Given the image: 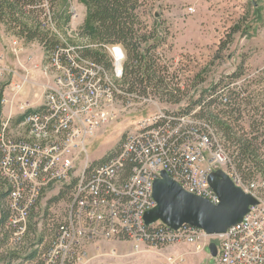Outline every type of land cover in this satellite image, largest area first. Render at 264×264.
I'll list each match as a JSON object with an SVG mask.
<instances>
[{
  "label": "built area",
  "instance_id": "1",
  "mask_svg": "<svg viewBox=\"0 0 264 264\" xmlns=\"http://www.w3.org/2000/svg\"><path fill=\"white\" fill-rule=\"evenodd\" d=\"M72 12L74 19L81 15L76 6ZM46 15L51 19L50 11ZM82 24L74 29L80 30ZM97 46H74L66 39L58 42L52 61L43 68L44 75L52 80L45 84L40 115L24 122L27 136L11 137L8 123L0 131V175L16 178L7 201L9 244H25L30 234L27 222H31L45 189L69 179L81 165L66 215L42 247V255L28 264H85L89 244L101 240L128 241L136 248L157 249L190 244L201 253L213 239L218 246L213 264H264V195L256 180L244 182L229 174L258 203L225 233L209 235L188 224L174 229L161 220L150 224L145 221V213L157 204L153 184L162 170L172 178L180 176L183 188L184 182L193 183V190L187 191L214 204L220 202L209 175L217 168L232 166V161L210 125L195 112L159 110L137 130L127 132L125 142L104 163H90L88 144L117 116L120 99L141 96L137 91L130 92L122 82L127 59L123 46L103 45L111 67L87 54V49ZM19 49L15 48L16 52ZM29 82L26 75L16 88ZM27 106V102H18L20 111L27 112ZM166 258L170 264L186 261L184 255L170 254Z\"/></svg>",
  "mask_w": 264,
  "mask_h": 264
},
{
  "label": "rangeland",
  "instance_id": "2",
  "mask_svg": "<svg viewBox=\"0 0 264 264\" xmlns=\"http://www.w3.org/2000/svg\"><path fill=\"white\" fill-rule=\"evenodd\" d=\"M41 4L38 6L43 16L41 19L48 22L47 26L58 42L62 36L69 42L80 43L78 30L74 28L86 18L84 2L43 0ZM73 6L81 14L78 19L73 18ZM49 11L51 19L46 15ZM138 13L140 24L136 27L139 33L148 36V42H142L141 47L152 46L149 55L157 63L156 75L160 73L164 76L167 86L150 87L146 93L137 91L141 96H123L119 101L117 116L103 125L88 144L90 163H100L113 155L119 150L127 132L137 130L159 110L195 112L198 116L212 93L210 89L220 83L219 91L228 85L229 89L241 94V115L233 123L239 134L245 128V131H250V137L260 136L256 140L261 153L260 168L239 170L222 132L205 118L202 119L210 125L216 140L232 161V166L225 167V171L244 182L258 181L264 195V0H140ZM15 48L21 49L16 52ZM104 48L97 46L91 49L104 53L103 62L111 67ZM48 52L39 42L19 38L0 23V91L3 90L0 121L1 129L8 123L7 132L11 137L27 136V126L21 118L26 110L20 111L18 108L9 119L8 104L3 100L17 94L19 103H29L27 109L42 106L33 108L44 103L45 84L52 80L51 76L43 73L49 59ZM28 53H36L38 57L29 60V63H20L19 59L23 60ZM234 73H239V78L232 77ZM26 75H29L30 82L16 88ZM171 91H174V96L170 95ZM224 93L227 95L228 91L224 90ZM201 96L204 102L195 105L194 102ZM77 170L68 180L45 189L31 214V231L24 245L13 242L10 245L6 223L0 226V264H22L36 254L35 250H42L48 244L58 222L66 215L81 165ZM7 188V180L0 175V217L3 209L7 210L8 198L2 197ZM134 245L133 242L111 240L91 243L85 264H170L166 258L170 254L184 255L186 261L182 264L215 262V257L210 256L209 247L204 252L196 253L190 244L164 249L142 245L136 248Z\"/></svg>",
  "mask_w": 264,
  "mask_h": 264
},
{
  "label": "trees",
  "instance_id": "3",
  "mask_svg": "<svg viewBox=\"0 0 264 264\" xmlns=\"http://www.w3.org/2000/svg\"><path fill=\"white\" fill-rule=\"evenodd\" d=\"M87 7L86 18L80 29V36L86 38L89 44H121L126 51L127 59L124 66V78L130 92H147L150 87L167 86V82L162 75H156L157 63L152 58L150 49L152 46L141 47L142 42H148V36L139 33L136 27L140 24L138 13L140 0H82ZM43 0H0V23L6 25L9 30L19 38L26 41H37L49 52L56 46L58 40L54 33L48 28L43 16L38 10ZM49 18V17H48ZM102 49V48H100ZM48 52V53H49ZM87 54L92 55L97 60H104V53L99 49H87ZM160 71V70H159ZM239 78V73L231 75ZM220 83L215 85L210 92L209 99L203 104L199 117L205 118L211 125H214L220 132L225 142L229 144V149L237 162V167L241 171H250L252 168L259 169L260 148L257 143L259 135L251 136L250 131L239 134L235 118L241 115L240 92L224 87L228 94L219 91ZM219 92V93H218ZM174 96V91L169 92ZM3 90L0 91V117L3 110L1 103ZM180 99H177L179 101ZM202 96L194 104L204 102ZM29 109L25 115L32 112ZM25 115L21 118L24 119ZM255 128L254 123L251 124ZM1 129V121H0ZM251 129V130H252ZM257 131V130H254ZM253 131V132H254ZM1 155V151H0ZM105 161V160H104ZM103 162V161H101ZM9 188L2 193V197L8 198ZM8 219V209H3L0 217V226L4 225Z\"/></svg>",
  "mask_w": 264,
  "mask_h": 264
},
{
  "label": "water",
  "instance_id": "4",
  "mask_svg": "<svg viewBox=\"0 0 264 264\" xmlns=\"http://www.w3.org/2000/svg\"><path fill=\"white\" fill-rule=\"evenodd\" d=\"M209 182L220 197L218 204L185 190L166 170H162L153 184L157 204L145 213L146 223L161 220L174 229L188 224L203 229L209 235H218L241 222L250 206L258 203V199L236 185L223 168L212 171ZM208 247L210 255L216 257L217 243L211 241Z\"/></svg>",
  "mask_w": 264,
  "mask_h": 264
},
{
  "label": "bare ground",
  "instance_id": "5",
  "mask_svg": "<svg viewBox=\"0 0 264 264\" xmlns=\"http://www.w3.org/2000/svg\"><path fill=\"white\" fill-rule=\"evenodd\" d=\"M55 30V29H54ZM79 33V34H78ZM78 33H77V35H78V37H79V39H80V43H73L74 44V46H85V45H90L89 44V42L87 41L86 42V38H83V37H81V36H79L80 35V30H78ZM57 35V34H56ZM61 38L62 39H65L64 37H62L61 36ZM81 40H82V42H81ZM53 51H54V48L48 53V62H51L52 61V59H53ZM123 78H124V75H122V81H123ZM32 115H40V108L39 109H34L32 112H29V113H27L26 115H25V118L23 119V123L26 121V120H30V119H32ZM123 142H125V139L124 140H122V143H121V145L123 144ZM105 161H103V162H100V163H104ZM6 180H7V182H8V184L10 185V186H16V178H10V176H8V175H2ZM173 179L174 180H176L178 183H180V176H173ZM66 180H68V179H65V181ZM184 189L185 190H193V183H191V182H184ZM30 231H31V222H27V232H29L30 233ZM13 243H15V244H17V245H20L21 246V244L22 243H20V242H13ZM19 246V247H20ZM35 252H36V254L33 256V255H31V256H33V257H30V258H28V259H26L22 264H28L30 261H32V260H34V259H36V258H39V256L40 255H42V250L41 249H37V250H35Z\"/></svg>",
  "mask_w": 264,
  "mask_h": 264
},
{
  "label": "crops",
  "instance_id": "6",
  "mask_svg": "<svg viewBox=\"0 0 264 264\" xmlns=\"http://www.w3.org/2000/svg\"><path fill=\"white\" fill-rule=\"evenodd\" d=\"M25 49L27 50V52H29V48H27L26 46H25ZM43 50V49H42ZM43 52V51H42ZM36 56L38 57V54H36V53H31L30 55H29V53H28V55H25V57L23 58V60H21V59H19L20 60V63L22 62V61H24V63H29V60L30 61H33L35 58H36ZM23 63V62H22ZM27 67L29 66V64H27L26 65ZM27 70L29 71V67L27 68ZM24 87H25V85H24ZM23 87V88H24ZM19 97H17V94L16 95H14L13 97H8V98H6L7 99V104H8V113L10 114V112L12 111V113L13 112H15V110H18V100H20V99H18ZM41 104H43V103H40L39 105H32L33 106V108H37L38 106H41ZM37 106V107H36ZM12 113H11V115H12Z\"/></svg>",
  "mask_w": 264,
  "mask_h": 264
}]
</instances>
